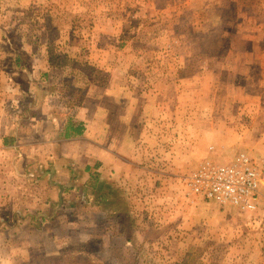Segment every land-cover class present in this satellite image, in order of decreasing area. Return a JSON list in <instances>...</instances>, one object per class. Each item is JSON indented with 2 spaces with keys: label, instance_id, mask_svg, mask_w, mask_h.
<instances>
[{
  "label": "rangeland",
  "instance_id": "obj_1",
  "mask_svg": "<svg viewBox=\"0 0 264 264\" xmlns=\"http://www.w3.org/2000/svg\"><path fill=\"white\" fill-rule=\"evenodd\" d=\"M47 57L73 103L113 80L135 103L162 95L164 118L134 117L132 137L146 139L137 153L169 155L145 160L158 184L143 169L126 190L103 183L105 201L49 233L14 203L4 229L20 234L3 239L0 264H264V0H0V73H31V59L44 71ZM241 152L260 170L254 210L188 193L182 176L202 159Z\"/></svg>",
  "mask_w": 264,
  "mask_h": 264
},
{
  "label": "crops",
  "instance_id": "obj_2",
  "mask_svg": "<svg viewBox=\"0 0 264 264\" xmlns=\"http://www.w3.org/2000/svg\"><path fill=\"white\" fill-rule=\"evenodd\" d=\"M33 60L31 73H0V160L3 157L6 163L0 166V247L5 237L11 240L20 234V229H4L14 203L23 204V210L28 207L23 213L24 224L32 227L41 221L40 228L35 229L49 233L58 225L80 222V193L93 175L98 176V183L112 182L126 190L129 175L143 169L158 184L163 174L150 169L145 160L153 156L157 164L158 156L161 160L169 155L153 153L148 157L147 153H137L136 149L146 150V139L137 145L139 141L132 137L139 119L134 117L147 121L154 110L157 122L164 118L160 111L162 95L159 100L155 97L152 105L148 98L135 103L131 92L113 80L107 85L99 82L105 86L91 83L73 103L69 99L76 97H71V85L66 83L68 73L52 71L56 68L63 72L64 65L55 66L47 57L43 71L34 68ZM173 138V142H179ZM96 190L87 188L86 192L93 194ZM96 201L100 202V197ZM4 207L11 209L6 211Z\"/></svg>",
  "mask_w": 264,
  "mask_h": 264
},
{
  "label": "built area",
  "instance_id": "obj_3",
  "mask_svg": "<svg viewBox=\"0 0 264 264\" xmlns=\"http://www.w3.org/2000/svg\"><path fill=\"white\" fill-rule=\"evenodd\" d=\"M182 180L189 194L242 212L254 210L261 195L260 170L242 152L228 162L202 159Z\"/></svg>",
  "mask_w": 264,
  "mask_h": 264
},
{
  "label": "trees",
  "instance_id": "obj_4",
  "mask_svg": "<svg viewBox=\"0 0 264 264\" xmlns=\"http://www.w3.org/2000/svg\"><path fill=\"white\" fill-rule=\"evenodd\" d=\"M49 62H51V64H53L55 66H61L60 63L56 64V62H54V59L52 57H49ZM97 178H98L97 175H93L92 178L88 181V183H86L87 187L85 186L86 188H84L80 193V198H79L80 204H86V205L90 204L91 205V204H93L94 201H96L97 197H100L101 201H105L106 193H103V192L101 193V186L103 187V183H105V182H99L98 183L99 179H97ZM87 188H91V189L93 188V189H95V190L97 189V190L95 193L89 194L86 192ZM97 200H99V199H97ZM34 225L37 229H39L40 226L42 225V222L37 221L34 223Z\"/></svg>",
  "mask_w": 264,
  "mask_h": 264
}]
</instances>
